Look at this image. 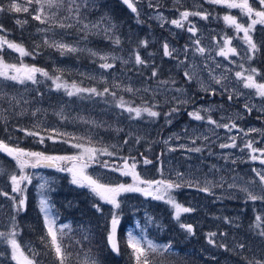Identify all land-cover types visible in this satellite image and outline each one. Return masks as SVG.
Instances as JSON below:
<instances>
[{"label": "rangeland", "instance_id": "obj_1", "mask_svg": "<svg viewBox=\"0 0 264 264\" xmlns=\"http://www.w3.org/2000/svg\"><path fill=\"white\" fill-rule=\"evenodd\" d=\"M133 2L138 10L135 13L137 19L135 34L146 27L141 19L150 21V25L156 27L146 32L148 41L158 42L156 54L139 55L146 61L145 65L150 63L151 58L157 59L158 62L166 60L174 73L169 80L152 77L147 69H140L143 65L136 64V55L101 52L63 41L58 42L78 49H86L84 51L90 54L97 53L95 55L97 59H100V56H107V62L114 64V67L104 69L70 65L63 56L57 57L53 50L50 52V63L54 72L64 74L67 79L61 81L69 86L75 84L81 88L82 84H86L89 87L83 88L98 89L99 85H103L111 92H118L120 96H128L129 99L120 97L127 101V106L151 107L152 110L160 113L158 117H150L147 113H142L141 117L133 118L135 114L128 113L127 119L130 120L126 122L114 114L103 115L96 110L87 113L82 108L74 109L70 104L72 96H68L63 89L57 90L52 80L37 74L38 83L36 84L27 82L21 85L0 78V93L4 94V98L0 99V128L6 126L12 117H22L27 120L25 123L19 120L21 122L19 125L32 126V129L39 133L38 136L32 137L51 141L52 145L55 142L63 143L66 147L77 151L75 155L80 150L71 145L78 141L85 146H95L98 149L106 147L114 155H97L96 161L86 169L87 174L98 179L100 183L112 186L121 183L132 184L131 176H124L121 171L112 170L121 168L124 159L130 157L128 163L131 164L135 160V171L143 179L178 181L180 177L177 174L182 173L184 179L191 180L193 183L199 182L201 186L207 180L211 194L199 191L196 187L187 186L174 190L172 195L179 204L194 209L192 212L182 213L177 220L175 209L164 201L154 200L139 192H131L119 197L120 209H113L111 205L94 196L88 188L72 184L71 175L67 171H58L54 167H39L27 170L32 176V183L26 185L24 195L33 192L39 211V200L41 195H44L49 200L51 214L57 219V225H70L71 230H65L64 244L71 252L74 250L71 264H78V261L84 260L86 256L95 258L99 264H106L91 250L92 248L90 249L92 243L86 242L85 247L77 248L70 243L71 238L81 235L85 237L87 234L81 229L82 223L76 225L68 218L67 211H72L75 206H78V203H74L75 206L73 205L71 209V202L68 200L87 190L102 205L107 206L103 208L101 214H105L102 221L108 225V228L110 214L119 212L120 224L117 228V236L121 229L126 227V241L127 232L131 231L137 238L150 239L158 245L170 244L171 248L168 252L176 255H181L183 252L191 254L202 251L207 262L213 264L218 260L224 264H248V260L253 257L256 259L264 257V237L257 235L258 230L251 227L257 215L264 218V202L246 200L245 193L239 190L240 186L247 185L251 190L259 192V178L254 170L264 171V165L260 164L259 159L255 161L251 159V150L245 145L251 141L254 148L264 149V98L257 95L254 89L244 88L243 82L235 76L237 71L256 68L260 75L255 79L264 83V79H261L264 77V49L255 53L254 59H245L247 45L242 40L243 36L240 33L237 34L235 29L223 20L224 15L231 14L237 17L238 22L247 21V17L242 16L238 9H228L226 12L215 15L209 8L207 0H133ZM212 7L217 14L220 10L218 5L212 4ZM185 10L207 13L208 19L190 16L188 21L184 22V28L172 25L170 21L180 19V12ZM190 23L195 25L197 30L195 35L186 30ZM42 27L41 29L47 28ZM39 33L44 40H49L50 36L56 33V29L51 28L47 32L39 30ZM225 38L239 40L238 43L234 40L232 44H236V50L240 55H228L225 58L218 54L222 47H227L224 44ZM197 39L200 41L199 45L194 43ZM164 43H167L169 50L173 51V57L163 54ZM197 47L205 48V53L201 55L196 51ZM257 47L260 46L257 45ZM5 50L10 51L13 60L4 59V61L19 66V62H16L20 59L19 53L6 46ZM259 61H262V64H259ZM240 64L244 65L243 69L239 67ZM185 72H190L191 80L184 75ZM213 77L218 78L220 82L217 83ZM49 80L52 85L48 84ZM160 81H169V83L161 84ZM127 88L133 91H126ZM63 92L66 97L63 96ZM229 96L232 97L230 101ZM12 97H15V100H11ZM9 100H11L10 103ZM246 105L247 109L244 108ZM249 107L251 111L248 110ZM173 108L177 111L168 115ZM192 112H199L205 119H193L189 115ZM48 114L56 116L55 122ZM209 117L217 124H234L235 127L230 131L225 127H217L216 124L208 123ZM58 120L63 127L57 123ZM71 124H74L76 128H72ZM67 127L74 130H66ZM253 129L257 131H252ZM126 131L127 138L124 145L118 142H104L103 138H98L96 134L105 132L115 137L121 132L126 134ZM5 134L9 135L7 132ZM232 137H235L237 145L235 148L220 147L224 143L231 144ZM20 139L23 142V138L20 137ZM193 140L195 143H192ZM129 141L134 146H128ZM141 144H146L148 150L151 149V153L157 156L151 157L153 159L151 160L147 155L139 154L141 151L137 147ZM196 147L201 148V151L187 150ZM123 153L125 155H122ZM256 155L259 156V153ZM145 159L150 160L151 163L145 164ZM104 161L108 162V167L102 166ZM65 166L66 163L61 164V167ZM0 169L5 170V174L0 175V193L6 192L9 196H17L11 191L12 185L8 174L13 171L19 174L18 169L15 165L9 167L2 163H0ZM251 181L257 183L251 184ZM220 184L223 186H219ZM230 184L236 187H229ZM41 185H44L43 189ZM62 200L65 201L63 204ZM226 201L238 203L240 207L229 209L230 214L224 206L219 207L221 212L227 211L223 220L215 219L218 223H212L213 227L209 228L211 231L204 230L207 223L211 225L212 209ZM16 213L19 212L15 210L14 201L0 194V231L8 230L5 226L10 224L13 217L17 224ZM40 213L44 222L43 213L41 211ZM170 213L172 216L167 225L165 220ZM181 223L192 225L194 234L180 227ZM170 225L174 226L172 230H175L173 233L175 244L171 240H165L167 233L171 232ZM44 228L46 230L45 223ZM179 231L186 238L178 236ZM210 233L216 235L210 237ZM200 237L204 240H200ZM17 239L26 252L31 248L40 253L37 257L40 264H57L54 253L39 247L36 241H24L20 233ZM209 239H212L214 243H209ZM85 240L88 241V238ZM241 243L245 245L243 250L237 247ZM221 244L226 245L229 250L226 251L220 247ZM10 251L7 245L0 243V252H5L4 256H0V264H15V261L10 259ZM123 264H135L132 253Z\"/></svg>", "mask_w": 264, "mask_h": 264}, {"label": "snow or ice", "instance_id": "obj_2", "mask_svg": "<svg viewBox=\"0 0 264 264\" xmlns=\"http://www.w3.org/2000/svg\"><path fill=\"white\" fill-rule=\"evenodd\" d=\"M208 3L221 6L226 9H238L240 14L244 17H247V21L244 23L238 22L237 17L226 14L223 16V20L230 26L233 27L237 34L243 33L242 40L247 45L245 49V59L251 60L255 58V53L259 52V48L257 44L253 41L252 35L250 33L255 31L256 25H264V0H207ZM123 3L127 5L128 8L131 9L132 12L137 13V7L133 0H123ZM87 2L83 5L77 4L76 0H23V4L17 2V0H9V4L7 7L0 5V13L5 12H15V13H28L31 18L35 21H38L39 24L42 25H50L51 27H60V28H73L79 25V31L85 34L84 38H87V35L92 33L93 29L100 27V22L90 23L87 22V17L82 16V9L87 8ZM63 8L66 10L67 15L64 17V20L71 21L69 23H65L62 20L58 19V11ZM56 9L57 11H53ZM190 16H200L202 19L207 20L208 14L201 13L199 11H182L180 12V19H173L170 21L172 25L177 28H184L185 21H188ZM17 24L27 23V20L21 21L16 20ZM247 25V26H246ZM114 27V25H110V28ZM49 29H40V31L47 32ZM188 32L193 35L196 34V28L194 24L190 23V26L186 29ZM6 31L3 28V25H0V32ZM105 34L109 31V28L103 29ZM264 31V29H262ZM49 47H54L61 54L64 52H77L84 51L86 49H78L76 47L70 46L65 43L60 42H49L48 40L44 41ZM115 43L119 44L120 41L118 38L115 39ZM194 43L196 45L200 44L199 39L195 40ZM144 46L147 47V42H143ZM224 44L230 45L231 38H225ZM5 46L8 49H12L13 51L19 53L20 57L33 55V53L27 51L22 45L17 44L13 41L8 40L4 35H0V53H3ZM90 51V50H87ZM196 51H198L201 55L205 53V48L197 47ZM251 53V55H249ZM92 55H97V53L92 52ZM163 54L168 57H173V51L169 50V45L167 43L163 44ZM220 56L228 57L229 54L232 55H240L236 48L234 47H222L218 53ZM100 59L105 61L100 65L101 68L110 69L114 67V64L108 63L107 56H100ZM135 62L139 65H145L146 61L141 59L139 54L135 56ZM239 67L241 69L244 68L243 64H240ZM247 72V75H245ZM37 74L40 76L46 77L50 79L55 84L57 90L63 89L68 96L79 95L81 93H88L90 95L103 96L105 94H109V89L105 88L103 92L97 91L96 88H80L75 84L69 86L66 82L61 81V77L59 75L49 76V73L44 69L29 66L26 64H21L17 66L16 64H10L4 61L3 56L0 55V78L4 80L13 81L18 84H26L27 82H31L32 84L38 83ZM189 80H191V75L188 72L184 74ZM260 73L256 68L244 69V71H237L235 76L243 82V87L248 89H254L256 94L261 98H264V83L258 82L255 77L259 76ZM151 76H157V71L155 69L152 70ZM217 83H219V79L213 77ZM264 79V77H261ZM161 84H168L169 81H160ZM174 83V82H173ZM207 90V89H206ZM126 91L132 92L133 89L127 88ZM147 91V89H146ZM111 95H115V93H110ZM4 98V94L0 93V99ZM228 99H232L231 96ZM11 100H15V97H12ZM9 100V103L11 102ZM181 103H185L186 101H180ZM19 103V101H17ZM26 103V101H25ZM126 102L121 99L119 101V106L125 108ZM155 107V105H153ZM246 107H248L246 105ZM125 110L135 116L133 118L141 117L142 113H147L150 117H158L160 115L159 112L152 110L151 107H132L127 106ZM251 111V108H248ZM177 111L176 108H173L168 115H171L172 112ZM195 120H204L205 117L201 116L199 112L189 113ZM208 123L216 124L217 127H225L230 131L235 125H220L217 124L216 121L208 118ZM21 131H25L26 135L29 136H38L39 133L35 131H28L25 129H21ZM252 131H257L253 129ZM51 139L52 137H48ZM233 142L231 144L224 143L221 144V148H235L237 145L235 143V137H232ZM39 143H43L44 139L40 138ZM67 142V141H65ZM126 142V141H125ZM89 143H91L89 141ZM195 143V140L192 141ZM73 148H76L79 151L77 155L70 156H51L46 155L43 152L37 151H28L25 150L18 145L15 147L9 146V144L5 143L3 140H0V152L5 153L7 156L11 157L13 161H15V168L18 169L19 174L15 171L9 173V179L11 181V191L16 193L17 196H9L8 193H0L4 196L9 197V199L14 201L15 210L17 212L21 210H26V197L24 193L26 191V185L32 183V176L29 175L28 169H36L39 167H54L58 171H67L71 175V183L77 185L81 188H88L91 193L98 197L99 200L103 201L106 204H109L113 207V209H120L121 201L119 197L125 193L131 192H139L144 196L151 197L154 200L164 201L165 203L171 205L175 209V217L179 220L182 213H188L194 211V209L189 207H184L179 204L175 197L172 195L174 190H178L181 187H196L197 190L202 192H208L211 194L209 182L206 180L204 185L201 186L199 182L193 183L191 180H186L183 178L182 173H178V177L180 179L178 181H170V180H149L143 179L135 171L136 162L133 160L131 164L127 162V159H124L123 165L121 168H113V171H121V174L124 176H131L133 183L130 185L126 184H117L115 186L100 183L98 179H94L91 175L87 174L86 169L90 166L91 163L95 162L97 159V155H108L112 156L114 153L109 152L108 149L105 148H96L95 146H85L83 143L79 141L73 143L71 145ZM245 147L251 150V159L253 161L259 159L260 164L264 165V149L254 148L251 141L247 142ZM175 150V149H172ZM188 151L200 152L201 148H188ZM243 150V149H242ZM259 153V156L256 155ZM62 163H66L65 167H61ZM145 164L151 163L150 160L145 159ZM235 163V161H233ZM103 167H108V162H102ZM256 176L259 178V192L253 191L248 187L240 186L239 190L244 192L246 195V200L261 201L264 202V171H257ZM5 174L4 169H0V175ZM251 184H256V181H251ZM144 185V187H141ZM219 186H223L220 184ZM41 189L44 188V185L40 186ZM229 187H236L234 184H230ZM93 207L97 212H102V206L100 204H93ZM39 208L43 213L44 223L46 226V235L47 242L45 243V248L50 252H53L56 258L57 264H71L72 253L68 250V246L64 244V237L66 235V229L68 231L71 230L70 225H57V219L51 214V205L49 200L44 195H41L39 200ZM110 227L108 231L107 240L111 247V250L117 255L120 254V246L119 241L117 240V228L120 224V214L119 212H113L110 214ZM8 230L0 231V243L7 245L10 248V259L15 261V264H40V261L37 257L40 253L36 250L29 248L26 252L24 248H22L21 243L18 241L17 237L19 236L18 225L15 222V217H13L10 221L9 225L5 226ZM180 227L184 228L188 233L194 234V229L192 225L181 223ZM254 229L258 230L257 235L260 237H264V218L257 215L255 217V223L252 225ZM215 233H210L209 236H215ZM226 235V234H225ZM209 243H214L212 239H209ZM127 246L132 250V256L134 258L135 264H156L153 259L154 256H163L168 250L171 248V245H158L154 243L150 239L146 238H137L131 231L127 232ZM220 247H223L226 251L229 249L226 245L221 244ZM239 249L243 250L245 245L243 243L237 246ZM6 251V250H5ZM5 252H0V256H4ZM78 264H99V262L92 257L86 256V258L82 261H78ZM248 264H264V257L260 259L248 260Z\"/></svg>", "mask_w": 264, "mask_h": 264}, {"label": "trees", "instance_id": "obj_3", "mask_svg": "<svg viewBox=\"0 0 264 264\" xmlns=\"http://www.w3.org/2000/svg\"><path fill=\"white\" fill-rule=\"evenodd\" d=\"M17 2L23 4V0H17ZM86 2L88 6L87 8L82 9V16L87 17V22H100V27L93 29L92 33L88 34L86 39L84 38L85 34L79 31V25L73 28L62 29L58 26L53 28L50 25L39 24V22L33 20L28 13H0V25H3V28L6 30L4 32H0V35H4L8 40L22 45L27 51L33 53V55L29 56H19L20 59L16 62H19V64H21L22 62L23 64L29 66H35L41 69H45L48 71L49 76L54 77L56 75H59L61 77V75H63V77H61V80H65L67 78L64 77V74L62 72L60 73L58 71H53L50 63L51 50L54 51L57 57L63 56L66 62L70 63V65H82L90 66L93 68H100V65L104 63V61L97 59L95 56L85 51L64 52V54H61V52L56 48L49 47L47 44L43 43V41L45 40L39 33V30L43 28L42 26H46L49 29H56V33L50 36L48 40L49 42L63 41L68 44L86 46L101 52H118L128 55L156 54V51L158 49V42H149L148 35L146 33L149 32V30L155 29L156 26L150 25V21L141 19L146 27H144L142 31H139L135 34V28L137 27V19L135 17V13L132 12L126 6V4L123 3V0H86ZM65 3H67V0H65ZM76 3L83 5L85 3V0H76ZM8 4L9 0H0V5L7 7ZM53 11L57 10L53 9ZM66 15L67 12L65 9L61 8L58 11V19L62 20L65 23L71 22L64 20V17ZM16 20H21L22 22L27 20V23L17 24ZM110 25H114V27L110 28ZM105 28H109L107 34H105V32L103 31V29ZM116 38L119 39V44L115 43ZM144 41L147 42V47L144 46ZM0 55H2L3 59H5L6 61L13 60L12 56H10V51L5 50L3 51V53H0ZM140 69H147L150 74L152 70L155 69L157 71L156 77L164 80H169L173 73L172 67L167 64L166 60H161L160 62H158L155 58H151L150 63L148 65H143ZM48 84L52 85L50 80L48 81ZM84 86L89 87V85L82 84L81 88H83ZM104 89L105 87L103 85H99L97 91L103 92ZM110 93H115V95L113 96ZM63 96L66 97L64 92ZM120 97L129 99V97L126 95L120 96L118 92L111 91H109V94H105L103 96L81 93L79 95H73L71 97L70 104L74 107V109L82 108L87 113L96 110L98 113H101L103 115L114 114L117 115L119 119H123L127 122V120H130L127 119L129 116L128 112L125 110L128 104L126 100H123L126 102L125 108L120 107ZM49 115L50 118H52L55 122L56 116L53 114H48V116ZM19 120L25 123L27 118L23 119L22 117H12L9 123L6 124V126H1L2 128H0V140H3L5 143L9 144V146L12 147L18 145L28 151L43 152L49 155L70 156L77 153V151L66 147L63 143L60 142H55L54 145H52L53 143L51 141H44L45 143H39V140L37 138L26 135L25 131H20V128L27 129L29 131H34V129H32V126H23L24 124L19 125V123H21L19 122ZM57 123H59L60 126L63 127L59 120L57 121ZM71 126L72 128H76L74 124H71ZM72 128L67 127L66 130H74ZM5 132L9 133V135H6ZM96 134L98 138H103L104 142H118L123 145L125 144V140L127 138V131L126 134H123L121 132L115 137L105 132ZM20 137L23 138V142L21 141ZM127 145L130 147L134 146V144L132 145L130 141ZM137 149L141 151L139 154H145L151 160H153L151 157L157 156L156 154L153 155L151 153V149L148 150V146H146V144L139 145ZM122 155L125 154L123 153ZM0 163L5 166L8 165L9 167H13V165H15V161H13L12 158H9L2 154H0ZM59 195H61V193ZM24 196L26 197V210H21L19 211V213H16V215L18 216V230L20 235L22 236V240L36 241L37 243H39V247L49 251L45 248V243L47 242L48 238L46 235V230L44 228L42 215L38 209L34 194L33 192H28V194ZM68 201L71 202V209L74 203H78V206L74 205L75 207L72 211H67L66 214L68 218H70L76 225H78V223H82L81 229L85 230L87 234L85 237L81 235L80 237L71 238V246L74 245L73 247L76 246V248L82 246L85 247L86 242L92 243L90 249L92 248L91 250L99 255L106 262V264H123L126 258L131 256L132 253L131 248L127 246L125 237L126 227L121 229L119 235L117 236V240L119 241L120 246V254L117 255L111 250V247L107 240L109 228L108 225L102 221L105 214L97 212L93 207V204H100L102 206V209L107 206L102 205L100 201H98L93 195L88 192V190L84 193H78L77 197L69 198ZM59 202L61 204V201ZM63 202L65 201L62 200V204ZM221 204L222 205H218L217 208L212 209L213 215L210 218L211 225L207 223L204 227V230L211 231L209 228L213 227L212 223H218L217 221H215V219L218 218L219 220H223L224 215L227 211L228 214H230L229 209L233 207L235 209L240 207L238 206V203H234L231 201H226ZM221 206H224L227 211L221 212L219 208ZM79 212H81L85 217ZM171 216V213L167 215L165 224L169 225ZM173 225L175 226V222ZM174 226L170 225L169 231L171 232H168L165 237V240H171L173 241V244H175V235H173L175 230H172ZM197 231L200 232L199 230ZM179 235L182 236V238H186L185 235L181 233V231H179L178 236ZM86 238H88V241L85 240ZM199 239L204 240L203 237H200ZM68 250L70 251L69 248ZM73 252L71 253L73 254ZM153 259L155 260L156 264H213L207 262V258L202 253V251H195L191 254H186L183 252L181 255L166 252L163 256H154ZM72 261L73 255L71 258V262ZM214 264L224 263L221 260H218Z\"/></svg>", "mask_w": 264, "mask_h": 264}, {"label": "flooded vegetation", "instance_id": "obj_4", "mask_svg": "<svg viewBox=\"0 0 264 264\" xmlns=\"http://www.w3.org/2000/svg\"><path fill=\"white\" fill-rule=\"evenodd\" d=\"M208 3V2H207ZM208 6H209V8L211 9V11H212V13H214L215 15H219V14H221V13H223V12H226L228 9H226V8H223V7H221V6H218L219 7V11H218V13L216 14L214 11H213V7H212V4H210V3H208ZM262 29H264V25H257L256 26V28H255V31L254 32H252V33H250L251 35H252V39H253V41L257 44V45H259L260 47H259V52L261 51V50H263L264 49V31H262ZM240 35H242L243 36V33H240ZM234 40L236 41V43H238L239 42V40H237L236 38H234ZM234 40H232L231 39V46L233 45L232 43H233V41ZM236 45V44H235ZM235 45H233L234 47H235ZM236 48V47H235ZM264 55V54H263ZM259 64H262V61H259ZM229 101H230V99H229ZM244 108L245 109H247V107L246 106H244Z\"/></svg>", "mask_w": 264, "mask_h": 264}, {"label": "water", "instance_id": "obj_5", "mask_svg": "<svg viewBox=\"0 0 264 264\" xmlns=\"http://www.w3.org/2000/svg\"><path fill=\"white\" fill-rule=\"evenodd\" d=\"M127 6V5H126ZM130 9V8H129ZM131 10V9H130ZM0 154H2V155H4V156H7L5 153H3V152H0ZM7 157H9V156H7ZM9 158H11V157H9ZM129 158L127 159V162H129Z\"/></svg>", "mask_w": 264, "mask_h": 264}, {"label": "bare ground", "instance_id": "obj_6", "mask_svg": "<svg viewBox=\"0 0 264 264\" xmlns=\"http://www.w3.org/2000/svg\"><path fill=\"white\" fill-rule=\"evenodd\" d=\"M190 73V72H189Z\"/></svg>", "mask_w": 264, "mask_h": 264}]
</instances>
